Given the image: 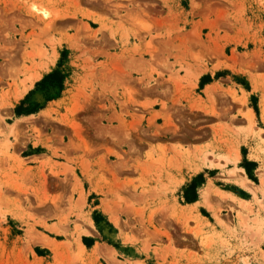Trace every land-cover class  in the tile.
<instances>
[{"label":"rangeland","instance_id":"obj_1","mask_svg":"<svg viewBox=\"0 0 264 264\" xmlns=\"http://www.w3.org/2000/svg\"><path fill=\"white\" fill-rule=\"evenodd\" d=\"M263 106L264 0H0V264H264Z\"/></svg>","mask_w":264,"mask_h":264},{"label":"trees","instance_id":"obj_2","mask_svg":"<svg viewBox=\"0 0 264 264\" xmlns=\"http://www.w3.org/2000/svg\"><path fill=\"white\" fill-rule=\"evenodd\" d=\"M63 82H64V75L56 70L50 74H48L41 82L38 83V86L41 87V89H44L46 92H50L51 90H57V93L59 94L60 91L63 89ZM51 96H48L47 100H50ZM38 110V106H31L27 104L25 101L22 102V104L17 109L18 114H30L33 112H36ZM188 201H193L196 199L188 196Z\"/></svg>","mask_w":264,"mask_h":264},{"label":"bare ground","instance_id":"obj_3","mask_svg":"<svg viewBox=\"0 0 264 264\" xmlns=\"http://www.w3.org/2000/svg\"><path fill=\"white\" fill-rule=\"evenodd\" d=\"M33 76H34V75H33ZM33 76H32V77H33ZM35 76H36V74H35ZM29 77H30V76H29ZM32 77H31V78H32ZM36 77H37V76H36ZM38 77H39V76H38ZM29 79H30V78H29ZM33 79H34V77H33ZM33 79H32V80H33ZM36 79H37V78H36ZM29 81H30V80H29ZM263 107H264V106H263ZM263 107H262V109H263ZM263 112H264V110H263ZM15 126H16V124H15ZM234 170H235V169H234ZM237 177H238V176H237ZM242 180H243V179H242ZM207 190H208V189H207ZM202 196H203V195H202ZM205 196L207 197L208 194L205 195ZM205 196H204V197H205ZM206 197H205V199H206ZM207 198H208V197H207ZM203 199H204V198H203ZM207 200H209V199H207ZM203 201H205V200H203ZM206 202H207V201H206ZM206 202H205V203H206ZM200 203H201V202H200ZM203 204H204V203H203ZM206 204H207V203H206ZM198 205H199V203H198ZM194 206H196V204H195ZM208 207H209V206H208Z\"/></svg>","mask_w":264,"mask_h":264}]
</instances>
